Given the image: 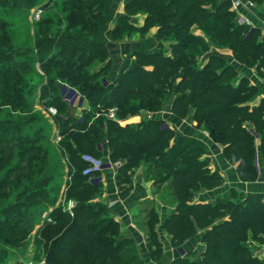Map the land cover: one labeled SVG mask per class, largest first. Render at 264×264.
<instances>
[{
    "label": "trees",
    "instance_id": "trees-1",
    "mask_svg": "<svg viewBox=\"0 0 264 264\" xmlns=\"http://www.w3.org/2000/svg\"><path fill=\"white\" fill-rule=\"evenodd\" d=\"M115 1L65 0L67 30L58 26L53 31V19L42 18L36 26L32 49L16 47L8 30L10 25L0 19V105L10 109L0 120V170L8 166L0 178V264L10 259L8 247L23 245L27 240V234L17 236L22 228L41 222L27 215V203L45 202L50 190V151L45 148L49 139L42 129L34 130L33 135L22 132L40 115L36 112L28 116L36 108L27 96L34 95L37 65L46 76L40 86V101L44 108L53 106L58 110L54 117L62 137L58 146L72 176L66 196L77 203L73 215L55 209L52 220L44 221L36 232V262L145 264L135 242L120 235L121 226L111 210L91 202L93 195L102 194L101 183L94 180L102 172L92 177L84 175L87 163L82 157L90 154L102 159L107 150L101 147L107 139L111 161L125 160L116 177L118 185H124L123 196L129 193V172L140 165L162 167L172 177L179 203L165 226L176 245L208 229L203 237L207 245L203 260L184 257L172 264H264L256 251L264 243V194L232 189L226 198L191 204L195 192L222 184L218 172L207 170L210 160L202 157L207 154L204 143H186L188 139L181 138L170 146L174 133L163 130L161 121L142 119L138 125H122L130 116L159 110L166 101L173 100L178 118L193 111L197 128L208 130L224 146L225 157L237 165L241 180L257 181L259 171L264 179V136L259 133L264 130V98L258 105H251V98L261 93V86L250 84L253 77L240 70L255 66L257 77L264 80V38L259 39L257 30L249 33L250 27L231 20L237 13L230 0H123L128 16L118 17L122 28L112 29L108 24L114 19ZM203 2L210 12L203 10ZM35 4L36 0H0V10L30 12ZM140 11L147 16L144 24L133 30L129 17ZM154 28L157 41L176 40L170 45L171 53L163 48L135 50V59H128V68L119 72L113 69L115 61L111 59L102 69L104 79L96 82L85 73L96 58L110 59L113 49L109 38L119 39L132 32L145 37ZM212 46L232 50L237 62L212 54L205 65L199 64L197 59L210 53ZM64 88L93 101V110L85 109L81 117H63L71 108L62 94ZM112 111L115 119L109 118ZM13 113L18 114L16 120L11 119ZM91 119L96 122L89 124ZM17 144L22 147L16 148ZM13 195L14 200L8 204L7 199ZM224 217L228 219L215 223ZM11 218L16 222L12 223ZM157 221V215L149 211V248L154 259L162 254L155 234Z\"/></svg>",
    "mask_w": 264,
    "mask_h": 264
},
{
    "label": "crops",
    "instance_id": "crops-1",
    "mask_svg": "<svg viewBox=\"0 0 264 264\" xmlns=\"http://www.w3.org/2000/svg\"><path fill=\"white\" fill-rule=\"evenodd\" d=\"M230 1L233 5L232 9L236 11L240 22L252 28V30H257L260 33L261 39L264 38V1ZM234 2H239V7H235ZM143 24L144 22H142V25ZM142 25H140V27ZM156 32L157 29L151 30V37L148 38L144 44L141 43V46H145L147 43L154 46L157 43ZM194 32L199 35L203 34L200 30ZM114 50L113 48V53L116 55L115 59L118 58V61H120L122 56ZM117 54L119 55L117 56ZM208 54L209 56L212 54L226 56V58L230 59L231 63L237 62L230 49L212 46ZM124 64L129 66L127 60ZM240 68L241 73L252 76V79H257V77L252 75L250 70L244 69L243 67ZM257 80L261 82V93L258 95L259 98L251 103L252 106L258 105L264 98V83L262 80H259V78ZM111 114H114L113 119H115V113L112 111ZM193 114V111H191L187 117L178 118L173 112V100H168L163 104L161 109L130 116L126 118L125 121H122V125H138L142 119L161 121L163 123V130L170 129L174 133V137L170 141V146L177 144L181 138H185L186 136L194 137L196 140L208 146L209 152L205 154V157L210 160L212 173L218 172L221 176L222 184L195 192V197L193 201L190 202L191 204L212 202L232 189L238 190L244 194H264L263 184L257 181L244 182L240 179L237 173V165L231 163L225 157L224 149L220 147L217 142L213 141L214 139L207 132V135L203 136V128H197L196 122L193 119ZM47 116H49L48 113ZM62 116L65 118L69 116H78L77 108L71 106V108L66 111L65 115ZM48 121L51 123L50 125H53L54 119H48ZM248 126L252 127L250 123ZM103 159L106 162H112L109 150L103 155ZM117 163L119 167L116 170H105L96 178L97 181L101 183L103 190L102 194L97 197L94 203L96 205L108 207L111 210L115 220L121 226L122 237L132 239L135 242L145 264H172L178 258L184 257L199 261L205 251L206 245L203 242V237L208 229L199 230L197 235L193 238L185 240L181 245H176L177 243H175L174 236L165 226L167 219L173 214L179 203L172 185V177L168 175L162 167L155 166L154 168H150L149 165H140L137 168L131 169L129 172L131 175V184L127 186L129 188V193L123 196L121 187L124 185L119 186L116 177L119 168L125 164V160H119ZM142 209L145 211H153L158 217V221L155 225V234L162 249V254L159 259L153 258L152 250L149 248V224L147 222L148 220L145 221L143 219V217H148L149 211L146 215L142 212ZM227 219L228 217L217 219L215 223L217 224ZM41 226L42 223L37 226V229L39 230ZM20 260L23 259L19 258V261ZM43 263L42 261L39 264Z\"/></svg>",
    "mask_w": 264,
    "mask_h": 264
},
{
    "label": "rangeland",
    "instance_id": "rangeland-1",
    "mask_svg": "<svg viewBox=\"0 0 264 264\" xmlns=\"http://www.w3.org/2000/svg\"><path fill=\"white\" fill-rule=\"evenodd\" d=\"M65 0H36V6L30 11H10L7 10L4 13H2V10H0V19L4 22H6L7 24H9V28L8 30L10 31V35L13 41V44L18 47V48H22V49H32L34 48V44H35V40H34V35H35V30H36V26L37 23L42 19V18H52L53 19V24H51V28L53 31H55L58 26L62 28V30H67V25H68V21L66 20V17L68 15V13H64L63 12V2ZM125 1L123 0H118L114 2V7L116 8V12L114 14V19L108 24L109 28H122V25H120L119 21H118V17H127V13L124 7ZM204 2L202 3V8L205 11H209L208 8L204 7ZM208 9V10H207ZM38 11H42L39 18L35 17V14ZM210 12V11H209ZM147 13H145V11H140L138 13V15H134V16H130L129 20H130V25H132V29L134 30V27H140V25H142V22L145 21L146 15ZM162 14V13H161ZM204 16V15H202ZM61 19V21H60ZM144 20V21H143ZM233 21H235L238 25H243V23L240 22V19L238 17V15L235 17H233V19H231ZM168 22H174V21H168ZM166 23V21L164 22ZM156 28H154L153 30H155ZM194 31H197L196 29H193ZM252 28L250 30L249 33H251ZM129 35H127L126 33L122 35L121 38L119 39H108L111 46L110 48H114L116 52L120 53L121 59L120 61H118L119 59L116 58L114 53L112 54L113 51H110V59H100L96 58L94 63L88 67H86L85 69V73L88 74V76H90V78H92L93 82L99 81L104 79V76L101 75L102 69L106 67L107 63L109 61L114 60L115 62H113V69L115 71H122L128 68L127 65H125V61L129 59V61H133L135 58L133 56V54L135 53V50H142V49H146V51H152V50H156L159 51L162 48L164 50H168L169 53H171V47L170 45L172 43H174L176 40L173 38H168V39H159L157 41V45L155 44L154 46H151L149 43H147L145 46H141V43H145V41L150 38L151 33H148L145 37H143L141 35V33L138 32H132V33H128ZM167 34V33H166ZM259 39H261V36L259 37ZM263 40V39H262ZM125 46V47H124ZM119 54H117L118 56ZM208 57L209 54L204 55L203 57H201L200 59H197V62H199V64H203L205 65L206 62L208 61ZM226 57V56H223ZM111 61V62H112ZM258 62H260V59L258 60ZM37 69V75L39 77H34L33 79V83L32 86L33 87V97L31 96H27L29 99V102H33V104L36 106L34 112H32L31 114H28L29 117L33 116L34 113H39L40 115L37 114V116H39L38 119H36L35 121L29 123L28 125L23 127L22 132L24 134L27 135H33L34 134V130H39L42 129L44 131V134L46 135V137L49 139L46 143H45V148L47 150L50 151V155H49V159H50V168L48 170V174H47V180H48V189L49 193L47 194L48 196L45 199V202L42 201H29L28 204V212L27 215H31L34 216L36 218V220H41L40 224L42 223V225L44 224V221L46 222H50V220H52L53 216H54V210L55 209H63L66 210L65 208V203L67 201H73L74 202V207L76 206V199L75 198H67L66 193L68 188L70 187L71 183H72V176L70 175L71 172H69V165H68V160L67 158H64L60 152L58 143L60 142V140L62 139V137H60V128L56 127L57 125L55 123H53V125H50L51 123H49L48 119H54V117L52 116H47V112H46V108L43 107L42 102L40 101V86L44 84V80L46 79V76L44 75V73L39 69V66H36ZM152 69V68H150ZM217 70H221L219 67L217 68ZM250 72H252V75H254L255 77H257V69L254 66L252 69H250ZM115 72H113L114 74ZM243 74V73H241ZM241 76V75H240ZM259 77V76H258ZM257 77V79H258ZM239 78V77H238ZM237 78V79H238ZM257 79H252L250 80V84L252 85H256L259 84L261 85V82L258 81ZM262 78L260 77L259 80H261ZM230 81H233L234 79L229 78ZM262 82L264 83V80L262 79ZM236 84H238V80L236 81ZM86 90L89 92L91 89L90 88H86ZM77 93L71 94V101L72 103H74L75 107L77 108V115L78 117L82 116V113L84 112L85 109L88 110H93V101L91 100H87L85 99V97L79 95V99L76 96ZM259 97L258 95H255L253 98H251V103H253L255 100H257ZM170 102V101H169ZM8 111H10V109L7 106H1L0 105V120L5 118V113H8ZM103 114V112H101V115ZM105 114V113H104ZM58 115V114H57ZM18 114H12L11 119L12 120H16L17 119ZM99 115L96 116V118H98ZM105 116V115H103ZM111 119H113L112 117H109ZM144 118V117H143ZM96 120L95 119H91L89 124H93L95 123ZM55 125V126H54ZM205 132V133H204ZM211 136L210 132H208V130L203 128V136H206L207 133ZM260 136H264V130L261 129V131H259ZM186 139H188L186 141L190 142L193 140H196L194 137L191 136H186ZM215 141V140H213ZM107 139H105V144L103 147V151L107 150ZM216 142V141H215ZM218 143V142H217ZM220 145V147H222L224 149V146L220 143H218ZM22 145L17 144L16 148ZM204 146L207 149V153L209 152V148L208 146H206L204 144ZM105 148V149H104ZM106 153V152H105ZM205 155H202V157ZM15 157V156H14ZM204 158V157H203ZM102 160H104L102 158ZM105 161V160H104ZM106 162V161H105ZM8 166L6 165L5 168L0 170V178L2 179V177L5 175L6 171H7ZM207 170H209L212 173V168L210 165V162L207 163ZM96 176V175H95ZM95 181H97L96 178H94ZM92 181V179H91ZM97 183V182H95ZM22 192V189H20ZM20 192V191H19ZM226 194V193H225ZM223 194L220 197L221 198H226L227 196ZM93 199L91 200V202H95L97 200V196L93 195ZM96 197V198H95ZM233 199L235 200V197H233ZM14 200V195L12 198H8L7 202L8 204L10 202H12ZM142 209V212H144L146 215L148 214L149 210H144ZM2 217V215H1ZM100 217V216H98ZM143 219L145 221L148 220V217H143ZM12 223L16 222V219H12ZM38 224V225H40ZM34 226V224H30L24 228H22L21 233H19L17 236H25V234H27V240L23 243V245L20 246H13V247H8V256L10 257V259L8 260V262H6V264H18L20 261H31L34 264H39L40 262H36V256L35 254V247H34V238L36 236V233L38 231L37 226ZM121 233V234H120ZM119 234L122 236V232H120ZM207 246V245H206ZM256 248V247H255ZM264 243H260V245L257 247V254H260V256L264 255ZM206 250V247H205ZM263 250V251H262ZM256 253V252H255ZM23 259V260H18V259ZM17 259V260H16ZM200 260H203V256L200 258ZM19 261V262H18ZM208 264V263H206Z\"/></svg>",
    "mask_w": 264,
    "mask_h": 264
},
{
    "label": "built area",
    "instance_id": "built-area-1",
    "mask_svg": "<svg viewBox=\"0 0 264 264\" xmlns=\"http://www.w3.org/2000/svg\"><path fill=\"white\" fill-rule=\"evenodd\" d=\"M235 7H239L240 3L239 2H234ZM42 11H38L35 14V17L39 18L40 14ZM62 94L64 96V99L70 104L71 106H75L74 103L71 101V91L69 92L68 88H64L62 91ZM78 99L80 98L78 94H76ZM47 113L49 116H57L58 110L55 107H49L46 109ZM110 117H114V114H111ZM254 133V132H253ZM83 161L87 163V167L85 168L83 174L86 176H94L96 173L103 172L105 170H116L119 167V164L117 162H104L102 159L95 157L90 154H84L82 157ZM256 167L259 170V162L258 158L256 159ZM258 183H261L264 185V179H262L259 171V178L257 180ZM65 208L67 211L71 212V215H73V208H74V202L73 201H67L65 203ZM264 250V248H263ZM262 250V251H263ZM261 258H264V255L259 256ZM18 264H34L31 261H20Z\"/></svg>",
    "mask_w": 264,
    "mask_h": 264
}]
</instances>
